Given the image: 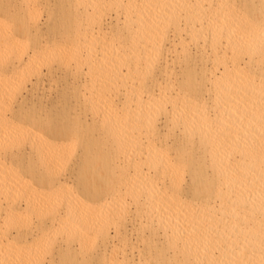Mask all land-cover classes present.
Here are the masks:
<instances>
[{"label": "bare ground", "instance_id": "1", "mask_svg": "<svg viewBox=\"0 0 264 264\" xmlns=\"http://www.w3.org/2000/svg\"><path fill=\"white\" fill-rule=\"evenodd\" d=\"M0 264H264V0H0Z\"/></svg>", "mask_w": 264, "mask_h": 264}, {"label": "rangeland", "instance_id": "2", "mask_svg": "<svg viewBox=\"0 0 264 264\" xmlns=\"http://www.w3.org/2000/svg\"><path fill=\"white\" fill-rule=\"evenodd\" d=\"M56 96H57V90L56 89L46 91V92H44L42 103H45L47 106H49L50 105L49 103L51 101L55 100ZM66 106H67L68 110L71 109L70 107L72 106V101L68 100V103Z\"/></svg>", "mask_w": 264, "mask_h": 264}]
</instances>
